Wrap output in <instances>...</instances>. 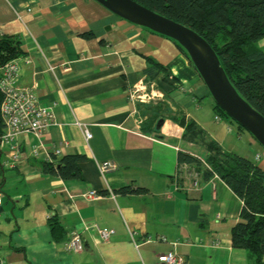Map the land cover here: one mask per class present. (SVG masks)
<instances>
[{"label":"crops","instance_id":"0c3cea01","mask_svg":"<svg viewBox=\"0 0 264 264\" xmlns=\"http://www.w3.org/2000/svg\"><path fill=\"white\" fill-rule=\"evenodd\" d=\"M5 35L16 37L29 59L20 65L17 85L34 86L54 117L40 139L18 137L26 158L13 167L8 148L0 147V264H164L158 255L168 251L183 264H253L230 240L240 198L217 176L204 180L194 165H177L179 150L203 149L181 138L183 128L169 114L193 119L221 147L244 157L261 149L220 138L217 127L216 135L208 131L207 123L221 119L206 105L209 90L197 69L172 39L96 0H0V38ZM148 57L166 69L147 78ZM138 83L150 100L131 98ZM161 100L168 112L157 137L144 125L148 104ZM55 150L58 157L85 156L77 162L81 178L43 172ZM103 161L116 168L103 173ZM124 186L145 190L118 192ZM92 190L97 198L86 197ZM51 216L62 228L57 238ZM98 228L112 231L108 240ZM77 232L80 250H66Z\"/></svg>","mask_w":264,"mask_h":264},{"label":"trees","instance_id":"16d2710c","mask_svg":"<svg viewBox=\"0 0 264 264\" xmlns=\"http://www.w3.org/2000/svg\"><path fill=\"white\" fill-rule=\"evenodd\" d=\"M135 1L200 34L210 43L239 95L264 116V48L259 45V40L264 38V0ZM82 36L90 38L93 34L85 32ZM173 41L181 53L187 56L185 49ZM22 55L23 50L16 37L5 35L0 38V64ZM147 61V78H153L166 69L151 57ZM163 101L148 104L149 123L144 125L145 131L157 137H160V129L156 123L162 117L165 118L168 112V106ZM212 110L219 120L223 115L229 117L216 103L212 104ZM169 119L183 128L181 138L185 142L203 149L199 154L179 150L177 165H194L204 180L217 176L240 198L242 207L238 220L230 229L232 246L246 250L253 264H264V163H260L264 159V147L261 152L244 157L221 147L201 125L184 114H169ZM238 127L244 129L239 124ZM50 157L52 160L41 166L44 173L65 180L81 178L77 162L84 159V155L65 154L58 157L51 153ZM144 190L141 187L124 186L118 192L139 193ZM48 224L57 238L62 231L61 225L54 216L49 218Z\"/></svg>","mask_w":264,"mask_h":264},{"label":"water","instance_id":"95a60500","mask_svg":"<svg viewBox=\"0 0 264 264\" xmlns=\"http://www.w3.org/2000/svg\"><path fill=\"white\" fill-rule=\"evenodd\" d=\"M115 15L172 38L185 49L213 101L264 147V116L243 99L226 76L210 43L188 26L151 10L135 0H96ZM164 122L156 123L158 129Z\"/></svg>","mask_w":264,"mask_h":264},{"label":"built area","instance_id":"2783aa9c","mask_svg":"<svg viewBox=\"0 0 264 264\" xmlns=\"http://www.w3.org/2000/svg\"><path fill=\"white\" fill-rule=\"evenodd\" d=\"M27 61L29 59L22 55L0 64V147H7L9 150L10 163H7L8 167H13L26 158L24 150L18 143L20 135L32 134L40 139L53 123L52 107L40 103L35 87L17 85L20 65ZM143 89L144 86L138 83V86H135L130 92L131 98L140 102L150 100L152 96L146 94ZM215 118L219 119L218 116ZM90 136L91 134L85 130V137L88 139ZM33 153L36 154L37 150L34 149ZM54 155L59 156L60 150H55ZM115 168L116 165L112 161H103L100 164V170L103 173ZM98 196L93 190L86 194V197L92 199ZM97 230L104 241L108 240L112 232L106 228ZM81 243L80 233L77 232L66 243V250L79 251ZM158 259L164 264H183L184 261L181 255L178 256L171 251L158 255Z\"/></svg>","mask_w":264,"mask_h":264},{"label":"rangeland","instance_id":"374dc122","mask_svg":"<svg viewBox=\"0 0 264 264\" xmlns=\"http://www.w3.org/2000/svg\"><path fill=\"white\" fill-rule=\"evenodd\" d=\"M259 45L264 48V38H262L261 40H259ZM207 106L215 103V101H213V98L211 95H208L206 97V99H204ZM203 100V102H204ZM207 128L208 131L212 130L213 133L216 132L213 130L214 128H218L216 129L219 133V135L217 134L216 136L222 138V136L227 137V140H231L232 142H237V144H242L245 147L249 146V141L254 145V147H258L260 149H262L263 147L260 146L256 140L254 139V137L252 135H250V133L245 129H239L238 124L232 120L230 117H227L224 115L221 116V120L220 121H215L214 119H212V125L211 123H207ZM260 163H264V159L262 161H260Z\"/></svg>","mask_w":264,"mask_h":264}]
</instances>
